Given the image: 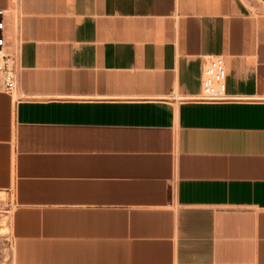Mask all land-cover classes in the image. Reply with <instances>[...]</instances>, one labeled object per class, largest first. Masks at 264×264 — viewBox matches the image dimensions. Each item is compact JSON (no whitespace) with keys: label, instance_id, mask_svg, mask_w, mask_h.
Returning <instances> with one entry per match:
<instances>
[{"label":"crops","instance_id":"obj_1","mask_svg":"<svg viewBox=\"0 0 264 264\" xmlns=\"http://www.w3.org/2000/svg\"><path fill=\"white\" fill-rule=\"evenodd\" d=\"M0 8L13 264H264V0ZM212 57L224 100H200Z\"/></svg>","mask_w":264,"mask_h":264},{"label":"built area","instance_id":"obj_2","mask_svg":"<svg viewBox=\"0 0 264 264\" xmlns=\"http://www.w3.org/2000/svg\"><path fill=\"white\" fill-rule=\"evenodd\" d=\"M5 10L0 8V76L2 87L13 93L18 84L19 51L14 46L7 48L5 36L6 22L3 18ZM202 96L200 100L218 101L226 99L225 94V63L222 57L208 58L202 75Z\"/></svg>","mask_w":264,"mask_h":264},{"label":"rangeland","instance_id":"obj_3","mask_svg":"<svg viewBox=\"0 0 264 264\" xmlns=\"http://www.w3.org/2000/svg\"><path fill=\"white\" fill-rule=\"evenodd\" d=\"M6 193H0V264H13L11 235L9 230V214L10 206Z\"/></svg>","mask_w":264,"mask_h":264}]
</instances>
